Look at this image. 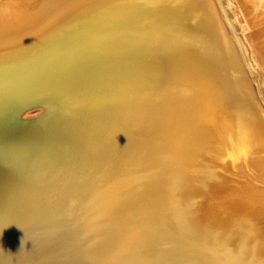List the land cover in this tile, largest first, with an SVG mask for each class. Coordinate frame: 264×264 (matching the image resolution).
Masks as SVG:
<instances>
[{
    "label": "bare ground",
    "instance_id": "1",
    "mask_svg": "<svg viewBox=\"0 0 264 264\" xmlns=\"http://www.w3.org/2000/svg\"><path fill=\"white\" fill-rule=\"evenodd\" d=\"M210 2L0 5V264H264V108Z\"/></svg>",
    "mask_w": 264,
    "mask_h": 264
},
{
    "label": "rangeland",
    "instance_id": "2",
    "mask_svg": "<svg viewBox=\"0 0 264 264\" xmlns=\"http://www.w3.org/2000/svg\"><path fill=\"white\" fill-rule=\"evenodd\" d=\"M14 2L16 0H0V5H2L3 2ZM224 6L225 9V13L228 16V18L230 19L236 34L240 37V40L242 41L247 56L252 64V68H253V73L250 75V73L245 69V66L243 65V63L241 62V56L240 53H238V60L241 64V67L244 71L245 77H246V81L249 82V84L252 86L255 95H256V99L260 100L258 101L261 105L262 108H264V85H260L257 86L256 83H254V81L256 82H260V81H264V67H262V62L260 59L256 58V53L254 51V43L250 42L249 39L251 38L250 36V31L254 30L253 29V22L256 19V5H261L262 0H220ZM214 2V0H213ZM215 4V2H214ZM216 9L218 10L217 5L215 4ZM219 12V10H218ZM222 18V17H221ZM222 22L224 24L225 27V32H226V36L224 34V30H222V33L225 37V39H230L233 41L234 45L235 42L232 39L228 28L225 25V22L222 18ZM229 35V36H228ZM236 46V45H235ZM220 69V67H219ZM255 79V80H254ZM259 80V81H258ZM261 88V89H260ZM259 89V91H258ZM262 92H261V91ZM36 112H38L37 110H32L27 112V115H31V114H35ZM258 182V181H257ZM255 183V181H254ZM261 184V182H259ZM264 184V183H262ZM260 190V188H259ZM261 192V191H260ZM223 197H219V198H215L212 199L211 197L209 198V196L207 195V197L204 199V205L209 206L211 209H214L212 207V205H220L223 204ZM201 207V206H200ZM205 208V206H204Z\"/></svg>",
    "mask_w": 264,
    "mask_h": 264
},
{
    "label": "crops",
    "instance_id": "3",
    "mask_svg": "<svg viewBox=\"0 0 264 264\" xmlns=\"http://www.w3.org/2000/svg\"><path fill=\"white\" fill-rule=\"evenodd\" d=\"M256 19L253 22V29L250 31V42L254 43L256 58L262 62L264 67V0L261 5H256Z\"/></svg>",
    "mask_w": 264,
    "mask_h": 264
},
{
    "label": "water",
    "instance_id": "4",
    "mask_svg": "<svg viewBox=\"0 0 264 264\" xmlns=\"http://www.w3.org/2000/svg\"><path fill=\"white\" fill-rule=\"evenodd\" d=\"M206 1H209V3H211L210 2V0H206ZM214 9V8H213ZM215 12V11H214ZM215 18H216V21L220 24V27H223V29H224V34L226 35V32H225V27H224V25H223V23H222V21H221V19H220V17H219V15L218 14H216V12H215ZM227 37V36H226ZM229 41H230V43L232 44V46L234 47V43H233V41L232 40H230L229 39ZM235 48V47H234ZM235 51V50H234ZM32 110H37L38 112H36L35 114H31V115H27L26 116V114H27V112H29V111H32ZM42 108L38 105V104H36V103H34V104H28V105H26V106H24L22 109H21V111L18 113V116H19V118L20 119H23V120H30V121H37L40 117H41V115H42ZM11 116H4L3 118H2V120L0 121V128H1V131L2 132H7V128L9 127L8 125H6L7 124V122L9 123L10 121H8V119L10 118ZM10 125V124H9Z\"/></svg>",
    "mask_w": 264,
    "mask_h": 264
},
{
    "label": "clouds",
    "instance_id": "5",
    "mask_svg": "<svg viewBox=\"0 0 264 264\" xmlns=\"http://www.w3.org/2000/svg\"><path fill=\"white\" fill-rule=\"evenodd\" d=\"M23 243H24V238L22 237L21 238V246L23 245Z\"/></svg>",
    "mask_w": 264,
    "mask_h": 264
},
{
    "label": "snow or ice",
    "instance_id": "6",
    "mask_svg": "<svg viewBox=\"0 0 264 264\" xmlns=\"http://www.w3.org/2000/svg\"><path fill=\"white\" fill-rule=\"evenodd\" d=\"M2 228H3V226H2V225H0V230H2Z\"/></svg>",
    "mask_w": 264,
    "mask_h": 264
}]
</instances>
